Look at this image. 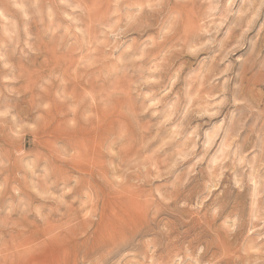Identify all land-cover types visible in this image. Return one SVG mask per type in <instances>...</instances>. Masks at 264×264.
Instances as JSON below:
<instances>
[{
  "label": "rangeland",
  "instance_id": "1",
  "mask_svg": "<svg viewBox=\"0 0 264 264\" xmlns=\"http://www.w3.org/2000/svg\"><path fill=\"white\" fill-rule=\"evenodd\" d=\"M0 264H264V0H0Z\"/></svg>",
  "mask_w": 264,
  "mask_h": 264
},
{
  "label": "bare ground",
  "instance_id": "2",
  "mask_svg": "<svg viewBox=\"0 0 264 264\" xmlns=\"http://www.w3.org/2000/svg\"><path fill=\"white\" fill-rule=\"evenodd\" d=\"M102 240V239H101Z\"/></svg>",
  "mask_w": 264,
  "mask_h": 264
}]
</instances>
